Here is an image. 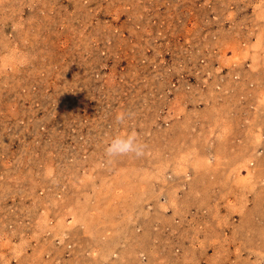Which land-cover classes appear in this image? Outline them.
Segmentation results:
<instances>
[{
  "label": "rangeland",
  "instance_id": "obj_1",
  "mask_svg": "<svg viewBox=\"0 0 264 264\" xmlns=\"http://www.w3.org/2000/svg\"><path fill=\"white\" fill-rule=\"evenodd\" d=\"M0 264H264V0H0Z\"/></svg>",
  "mask_w": 264,
  "mask_h": 264
},
{
  "label": "clouds",
  "instance_id": "obj_2",
  "mask_svg": "<svg viewBox=\"0 0 264 264\" xmlns=\"http://www.w3.org/2000/svg\"><path fill=\"white\" fill-rule=\"evenodd\" d=\"M116 119L122 123L125 119V113H118ZM144 150L145 146L139 141L136 133L132 132L110 138L105 147V155L110 159L124 155L140 157L144 155Z\"/></svg>",
  "mask_w": 264,
  "mask_h": 264
}]
</instances>
